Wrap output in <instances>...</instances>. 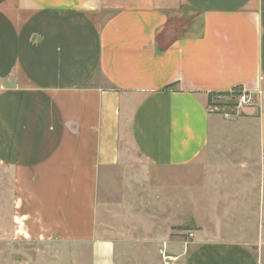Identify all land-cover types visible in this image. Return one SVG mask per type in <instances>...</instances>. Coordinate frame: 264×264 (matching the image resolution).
<instances>
[{
    "label": "crops",
    "instance_id": "1",
    "mask_svg": "<svg viewBox=\"0 0 264 264\" xmlns=\"http://www.w3.org/2000/svg\"><path fill=\"white\" fill-rule=\"evenodd\" d=\"M0 82L16 229L112 264L97 193L126 139L146 164L189 166L220 128L208 96L244 92L264 160V0H0ZM191 244L183 264H264L242 242Z\"/></svg>",
    "mask_w": 264,
    "mask_h": 264
},
{
    "label": "rangeland",
    "instance_id": "2",
    "mask_svg": "<svg viewBox=\"0 0 264 264\" xmlns=\"http://www.w3.org/2000/svg\"><path fill=\"white\" fill-rule=\"evenodd\" d=\"M237 96L208 97L220 128H212L207 149L189 166L146 164L126 139L97 193L95 239L111 245L112 264H183L198 237L242 242L264 261L258 111L243 115ZM7 174L0 171V264H96L91 244L27 238L16 229Z\"/></svg>",
    "mask_w": 264,
    "mask_h": 264
},
{
    "label": "built area",
    "instance_id": "3",
    "mask_svg": "<svg viewBox=\"0 0 264 264\" xmlns=\"http://www.w3.org/2000/svg\"><path fill=\"white\" fill-rule=\"evenodd\" d=\"M3 89V85L0 82V90ZM236 92H232L230 94H233ZM238 96H237V106H239L240 108H249V107H253L255 105V100L254 98L249 95L246 94L244 92H237ZM192 237V235L190 236Z\"/></svg>",
    "mask_w": 264,
    "mask_h": 264
},
{
    "label": "trees",
    "instance_id": "4",
    "mask_svg": "<svg viewBox=\"0 0 264 264\" xmlns=\"http://www.w3.org/2000/svg\"><path fill=\"white\" fill-rule=\"evenodd\" d=\"M227 95H229V94H210L208 97H209V101L211 100L210 98L211 97H221V96H227Z\"/></svg>",
    "mask_w": 264,
    "mask_h": 264
}]
</instances>
